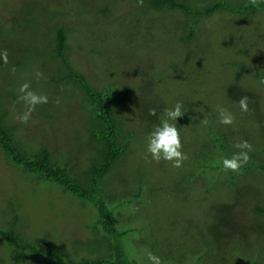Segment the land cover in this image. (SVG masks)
<instances>
[{"label":"rangeland","instance_id":"1","mask_svg":"<svg viewBox=\"0 0 264 264\" xmlns=\"http://www.w3.org/2000/svg\"><path fill=\"white\" fill-rule=\"evenodd\" d=\"M104 1L0 0V51L6 49L8 54L7 63L2 59L0 62V113L4 115V123L12 128L20 148L30 150L45 144L54 153H60L76 170L83 168L87 156L91 157L85 136L88 111L79 87L55 84L50 81L47 68L40 70V62L45 59L48 68H52L50 72L57 67L49 58L42 31L48 27L47 23L53 24L56 14L69 7L74 10V17L68 19L70 31L67 33L71 38H77L82 48L81 36L86 24L80 12L100 10ZM109 1L114 13L111 11L106 17H98L99 23L90 19L88 27L94 33L89 46L92 51L88 52V47L77 51L76 42L72 41L74 62H79L87 53L86 60L94 68L85 64L82 68L87 75L91 73L88 79L91 78L90 82L94 85L104 84L108 81L106 78L116 81L124 75L132 94L119 111L126 120L125 124L138 128L137 133L143 129L141 118L146 120L149 116L152 103L160 109V121L165 118L164 109L177 102H182L185 112L174 122L180 132L182 150L188 157L182 167L175 168L170 162L152 160L146 151L147 136H144L135 144L126 166L115 168L111 182L106 185L120 195L128 194L140 180L152 186L166 184L162 185L165 189L158 198L145 202L146 205L137 204L133 210L135 213H146L150 219L146 224L149 230L138 234L133 232L128 236L129 239L132 237L128 253L133 250L135 260L138 258L139 261L137 264H150L149 253L160 257L165 264L161 255L168 250L175 254L186 253L184 256L181 254V264H237V260L241 261V254L246 258L245 264H264V233L257 237L249 234V242L235 238L216 241L210 235L212 226L218 222L215 211L220 210L222 201L234 199L238 209L230 214L231 225L236 234L244 231V224L239 223V205L245 202L247 195L264 200V172L256 169L240 170L238 173L229 171L231 177L236 174L233 182H230L229 172H222V177L217 178L215 155L213 159L210 157L216 148L212 147L211 152L207 150L212 137L208 132L211 128L215 131L214 126H219L222 133L217 135L224 141L226 149L230 148V141L234 147L236 143L247 140L253 146L249 155L264 158V152L260 151L264 148V87L260 86V80L245 73L239 76L238 84L256 95L252 99L247 96V112L241 111L239 98L235 101L227 95L229 87L236 81L237 65H245L244 71H257L264 75V10L240 17L226 11L202 17L193 36L196 42L194 59L182 66L175 54L182 52V48H176L186 42L178 36V25L170 23L184 18L179 10L148 12L146 18L150 23L146 25L150 26L149 33H143V28H140V35H135L139 28L132 25L131 19H126L134 11L140 13L137 0ZM145 3L144 0L143 5ZM179 27L181 31L185 28L183 25ZM183 36L185 33H182ZM150 62L154 63L153 67ZM95 69L102 75L96 74L97 79L93 75ZM37 72L42 76L38 78ZM25 82L30 83L33 91L46 95L48 103L37 105L29 121L20 123L16 117L23 114L26 106L18 102L17 97L20 85ZM218 105L235 116L233 125L219 123ZM204 117L208 120L207 125L201 122ZM159 123H154L152 130ZM76 135H79L78 139ZM79 139L83 145L80 152L74 155ZM207 158L213 160V164L208 165V174L202 176L199 164L206 162ZM194 171L196 180L193 184L181 182L184 173ZM21 174L19 169L5 161L0 149V223L6 225L10 207H17L21 214L18 226L23 227V234L53 240L59 244L60 250L73 253L75 258L89 253L87 228L79 227L74 218L80 216L82 209L72 197L65 194L62 191L64 188L59 185L45 181L34 184L23 180ZM235 187L242 188L240 195ZM3 197L8 198L7 201ZM118 217L126 222L136 221L137 224L141 220L127 218V213H118ZM217 228L222 229L221 226ZM0 264H13L8 246L1 242ZM23 264L52 262L40 256Z\"/></svg>","mask_w":264,"mask_h":264},{"label":"trees","instance_id":"2","mask_svg":"<svg viewBox=\"0 0 264 264\" xmlns=\"http://www.w3.org/2000/svg\"><path fill=\"white\" fill-rule=\"evenodd\" d=\"M145 2V5L140 6L141 8L138 9L140 13L136 14L137 11H134L126 19H131L132 25H136L139 28L135 35H140V28H143V33H149L150 26L146 25L150 23L146 18L148 12H162L169 9L179 10L183 14V19L170 21V23L178 25V36L191 46L187 47L186 44L179 45L176 49L181 50L182 48V52L180 54L176 53L177 51L173 52L176 53L175 56L177 59L179 58L182 66L190 64L194 59L196 42L193 36L198 26H200L198 23L202 17H208L222 11L230 12L234 15L237 14L236 16L240 17L248 13H261L264 10V0H256L255 3L252 0H238L236 2L232 0H145ZM100 6V10L97 8L95 12L90 10L80 12V15L83 16V22L86 24L81 36L84 43L82 48L77 38H71L67 33V31H70L68 19L74 17L72 16L74 15V10L69 7L67 10L56 14L53 24L47 23L48 27L42 31L44 40L48 45L49 58L56 63L57 67L53 72H50L49 70H52V68H48L47 60L45 59L40 62V70L47 68L50 81L55 84H70L79 87L78 89L82 92L84 105L88 111L85 136L87 137V148L91 153V157L87 156L85 158L83 168L81 170L71 168L67 164V159L62 158L60 153H54V150L45 144L33 147L30 150L20 148L13 136L12 128L4 123V115L0 113V149L3 151L5 161L22 172L21 177L23 180L27 179L34 184L38 181H45L64 188L62 191L65 194H69L82 209L80 216L74 218L78 221L79 227L87 228L86 243L90 255L85 253L75 258L73 253L66 251L65 253L60 250L59 244L53 240L51 242L43 236L23 234L21 230L23 227L18 226L21 214L17 207H10V216L6 225L0 223V242L8 246L13 264L31 262L40 256L48 258L52 264H137L139 261H137L138 258L135 260L133 250L130 251L131 256L130 252L128 253L129 243L132 240V237L129 239L128 236L133 232L136 234L146 232L149 228L147 225L150 219L147 218L145 212L138 213L136 211L135 213L133 210L137 204L146 205L145 202L154 201L155 198H158L160 192L165 189L162 185L166 184L152 186L140 180L137 186L130 190L128 194L117 195L114 193L115 191L106 186L111 182L112 175H114L113 170L126 166L128 158H131L135 144L142 137L148 136L154 123L160 122V109L154 103L151 104L152 109L156 110V115H149L146 120L141 118L144 127L139 129L137 133L138 128L131 126L132 124H125L126 120L120 113L122 105L130 99L132 94V89L124 75L119 76L116 81L106 78L108 81L104 84L100 86L94 85L90 82L91 78L90 80L88 79L91 73L87 75L84 68H82L83 64L89 68H94L86 60L87 53L79 62H74L75 56L74 53H71L74 47L72 41L76 42L77 51H84L86 47L89 48L94 38L93 30L88 27L90 19L99 23L98 17H106L111 11L114 13L109 0H105ZM158 18L159 16L156 19ZM133 19L134 21H132ZM180 25L185 27L182 31L179 27ZM231 26L233 25L231 24ZM182 33H185V36L182 37ZM89 51H92V48H89ZM149 64L151 67L154 66L153 62ZM237 67L239 72L235 75L236 81L229 87L227 95L235 101V98L240 99L242 96H248L252 99L256 95L246 88L243 89L238 84L239 76L244 73L249 74L255 80H260V86L264 87V75L257 71H244L243 69L246 66L242 64L237 65ZM96 74L100 77L102 76L95 69L93 73L95 79H97ZM0 111H2V108H0ZM214 127L215 131H213L214 128H211L208 132L212 137L211 145L208 146L207 150L211 152V149L216 148V151H213L214 154L210 157L213 159L215 155L214 161H216V165L214 167L217 170L216 177L218 178L222 177V172H226L221 164L222 159L230 157L238 149L231 146L232 141H230V148L226 149L224 141L217 135L222 133L218 129L219 126ZM75 137L78 139L79 135ZM77 141L78 147H76L74 155L80 152L83 145L81 139ZM260 151L264 152V148L260 149ZM222 156L223 158L218 160ZM210 164H213V160L210 158H207L206 162L199 164V171L202 176L208 174L210 168L208 165ZM251 169L264 172V158H261V156L255 157L253 154L250 155L249 162L240 170L248 171ZM229 174L230 178L231 173L229 172ZM232 175L230 182H233L236 174L233 173ZM136 177L139 176L136 175ZM144 180L146 179L144 178ZM195 180L196 173L194 171L193 173H184L181 182L185 185H191ZM235 188L240 195L242 188ZM175 189L179 192L183 191L180 188ZM3 198L6 201L8 199L6 197ZM262 198L264 199V197ZM235 200L222 201L220 210L215 211V213H218V222L212 226L210 235L216 241L220 238H225V241L235 238L242 242H249V234L257 237L264 233V221L262 220L264 217V200L262 201L261 198L255 195H247L245 202L241 206L239 205L238 212L241 213L239 223L244 224V231L241 230L237 234L234 232L230 214H233L238 209V204ZM10 202L12 203V201ZM118 213H127V218L141 220L138 224L136 221L131 222V220H128V223L125 219L120 220ZM247 216H251V218L248 219ZM218 226H221L222 229H218ZM83 245L85 249V243ZM181 254L184 256L186 253ZM181 254H175L168 250L161 257L166 262L165 264H181L183 261ZM236 262L237 264H245L246 258L241 254V261L237 260Z\"/></svg>","mask_w":264,"mask_h":264},{"label":"clouds","instance_id":"3","mask_svg":"<svg viewBox=\"0 0 264 264\" xmlns=\"http://www.w3.org/2000/svg\"><path fill=\"white\" fill-rule=\"evenodd\" d=\"M253 3L256 0H252ZM144 0H137L138 6H143ZM0 59L7 63L8 54L7 50L0 51ZM36 76L39 78L42 73L37 72ZM20 95L17 97L18 102H23L26 110L23 114L18 115L16 118L20 123H27L31 118L32 113L36 110L37 105L48 103V97L44 94H38L31 89L30 83L25 82L19 87ZM242 112L248 111V97L242 96L238 101ZM219 113V123L223 125H233L235 116L222 106H217ZM182 102H177L171 108L164 109V117L160 123L147 136L146 151L150 154L151 159L160 162L161 160L170 162L173 167H182L184 161L188 159L187 155L183 152L182 142L179 129L176 126L177 118L184 115ZM149 115L155 116L156 110L150 109ZM205 125L208 120L204 117L201 121ZM238 151L234 152L230 157L222 159L221 164L226 172H239L240 169L246 165L250 160L249 153L253 151V146L247 140H242L234 145ZM148 260L150 264H162L160 257L149 253Z\"/></svg>","mask_w":264,"mask_h":264}]
</instances>
